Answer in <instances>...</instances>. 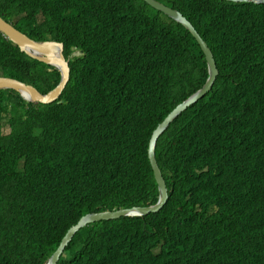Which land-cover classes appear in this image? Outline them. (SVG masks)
Wrapping results in <instances>:
<instances>
[{"label":"trees","instance_id":"1","mask_svg":"<svg viewBox=\"0 0 264 264\" xmlns=\"http://www.w3.org/2000/svg\"><path fill=\"white\" fill-rule=\"evenodd\" d=\"M159 1L192 23L219 75L157 139L161 209L88 223L57 264H264V3ZM0 15L70 58L54 102L0 89V264H43L84 214L157 202L151 135L208 67L189 30L143 0H0ZM162 37L182 52L173 62ZM121 45L136 54L128 73ZM0 76L45 93L61 74L0 31Z\"/></svg>","mask_w":264,"mask_h":264},{"label":"water","instance_id":"2","mask_svg":"<svg viewBox=\"0 0 264 264\" xmlns=\"http://www.w3.org/2000/svg\"><path fill=\"white\" fill-rule=\"evenodd\" d=\"M152 7L163 12L170 18L181 23L189 32L195 37L199 42L203 53L206 57L208 64L209 77L199 90L191 94L188 98L179 103L172 111L167 115V117L155 128L149 142L148 156L154 171L155 178L158 183L159 198L157 203L149 206H134L132 208H120L116 210H104L98 212H90L84 214L76 224L71 226L57 248L52 252V254L44 261L43 264H57L61 254L63 253L65 247L72 240L73 236L88 223L96 222L99 220H109L114 218H120L121 216H135V215H145L149 212H157L165 204L168 198V189L166 182L162 176L158 162L155 155V147L157 139L159 136L168 128L171 122H173L182 112L187 108L195 104L199 99L203 98L206 93L211 89L212 84L218 74V70L215 67V62L213 54L207 47L206 43L203 41L197 30L191 24L190 21L184 17V15L169 6L161 3L157 0H145ZM232 1H251L258 4L264 3V0H232ZM0 31L12 42L16 43L20 49L26 52L30 57L37 60L43 61L47 64L55 66L61 73L60 83L51 91L46 94L41 93L36 87L31 84L25 83L16 78L8 76H0V89H13L18 91L21 96L31 102H50L55 99L62 88L64 87L66 81L70 76L69 60L63 54L64 43L54 40H35L29 37L27 34L16 28L10 21L4 19L0 15Z\"/></svg>","mask_w":264,"mask_h":264},{"label":"clouds","instance_id":"3","mask_svg":"<svg viewBox=\"0 0 264 264\" xmlns=\"http://www.w3.org/2000/svg\"><path fill=\"white\" fill-rule=\"evenodd\" d=\"M143 1H145V0H143ZM157 1H159V0H157ZM229 1H232V0H229ZM146 2V1H145ZM161 2V1H160ZM234 2H243V1H234ZM245 2H251V1H245ZM147 3V2H146ZM161 3H163V2H161ZM255 3V2H254ZM148 4V3H147ZM164 4V3H163ZM258 4V3H257ZM148 5H150V4H148ZM151 6V5H150ZM167 6V5H166ZM152 7V6H151ZM170 7V6H169ZM154 8V7H153ZM172 8V7H171ZM154 9H156V8H154ZM173 9H175V8H173ZM157 10V9H156ZM176 10H178V9H176ZM159 11V10H158ZM179 11V10H178ZM161 12V11H160ZM181 12V11H180ZM163 13V12H162ZM182 13V12H181ZM164 14V13H163ZM166 15V14H165ZM169 17V16H168ZM184 17H186V16H184ZM170 18V17H169ZM172 19V18H171ZM187 19V18H186ZM174 20V19H173ZM188 20V19H187ZM189 21V20H188ZM177 22V21H176ZM179 23V22H178ZM13 24V23H12ZM192 24V23H191ZM195 28V27H194ZM198 32V31H197ZM200 35V34H199ZM201 36V35H200ZM194 37V36H193ZM195 38V37H194ZM201 38H202V36H201ZM203 39V38H202ZM162 40V41H161ZM158 39V46L160 47V49H161V53H162V55H163V57L167 60V61H169V62H173V61H171L170 59H177L180 55H181V51H177L176 49H174V43H172V42H169V41H167L166 40V44L163 42L164 41V38L162 37V39ZM40 41H42V40H40ZM54 41H56V40H54ZM203 41L206 43V45H207V47L210 49V51H211V53L213 54V52H212V50H211V48L209 47V45L207 44V42L203 39ZM59 42H61V41H59ZM197 43L199 44V42L197 41ZM199 46H200V44H199ZM200 48H201V46H200ZM201 50H202V48H201ZM76 52H78V53H76ZM82 50L81 49H75L74 50V52H72V56H74V55H80V54H82ZM202 52H203V50H202ZM63 54H64V51H63ZM204 54V53H203ZM65 56V55H64ZM205 56V55H204ZM213 58H214V54H213ZM205 59H206V57H205ZM181 59H179L178 61H180ZM40 61V60H39ZM114 61L116 62V69L118 70V71H120V72H122V73H128V72H130V71H133L134 69H132L133 68V66L135 65V62H136V54L132 51V47H130V46H127V45H121L117 50H116V52H115V55H114ZM178 61H176V62H178ZM43 62V61H42ZM207 62V61H206ZM214 62H215V67H216V69L218 70V74H217V76L219 75V69H218V67H217V64H216V61H215V59H214ZM45 63V62H44ZM47 64V63H46ZM50 65V64H49ZM69 67H70V65H69ZM207 67H208V64H207ZM208 71V70H207ZM61 74V73H60ZM217 76H216V78H217ZM70 77V76H69ZM208 77H209V72H208V76L206 77V79H205V81H204V83L206 82V80L208 79ZM13 78V77H12ZM216 78H215V80H214V82L216 81ZM17 79V78H16ZM60 81H61V77H60ZM60 81L58 82V84L60 83ZM69 81V79L66 81V83H65V85H64V87L66 86V84H67V82ZM214 82H213V84H214ZM26 83V82H25ZM204 83L202 84V86L204 85ZM29 84V83H28ZM58 84H56V86L58 85ZM213 84H212V87H211V89L213 88ZM32 85V84H31ZM32 86H34V85H32ZM55 86V87H56ZM202 86L200 87V88H202ZM35 87V86H34ZM54 87V88H55ZM64 87L62 88V90H61V92L59 93V95L55 98V99H53L52 101H50V102H42V103H51V102H54L55 100H57L58 98H59V96L61 95V93H62V91H63V89H64ZM37 88V87H36ZM54 88H52V89H54ZM200 88H198V89H196L194 92H196L197 90H199ZM38 89V88H37ZM52 89H50L49 91H51ZM211 89L206 93V95L211 91ZM39 90V89H38ZM40 91V90H39ZM48 91V92H49ZM18 92V91H17ZM41 92V91H40ZM48 92H45V93H43V94H46V93H48ZM193 92V93H194ZM42 93V92H41ZM193 93H191V94H193ZM190 94V95H191ZM21 95V94H20ZM189 95V96H190ZM205 95V96H206ZM189 96H187L186 98H188ZM204 96V97H205ZM203 97V98H204ZM185 98V99H186ZM185 99H183V100H185ZM202 99V98H201ZM182 100V101H183ZM200 100V99H199ZM198 100V101H199ZM182 101H180L179 103H181ZM197 101V102H198ZM31 102V101H30ZM38 102H40V101H38ZM196 102V103H197ZM34 103H36V102H34ZM178 103V104H179ZM177 104V105H178ZM176 105V106H177ZM175 106V107H176ZM174 107V108H175ZM173 108V109H174ZM172 109V110H173ZM172 110H170L169 111V113H171V111ZM168 113V114H169ZM183 113V112H182ZM181 113V114H182ZM167 114V115H168ZM180 114V115H181ZM167 115L165 116V118L167 117ZM164 118V119H165ZM163 119V120H164ZM162 120V121H163ZM177 120V118L174 120V121H176ZM161 121V122H162ZM173 121V122H174ZM161 122H159L158 123V125L161 123ZM173 122H171V123H173ZM170 123V124H171ZM9 127V126H8ZM155 130V129H154ZM154 132V131H153ZM153 134V133H152ZM152 136V135H151ZM150 142V141H149ZM156 145H157V143H156ZM155 155H156V147H155ZM149 157V156H148ZM150 160V159H149ZM156 160H157V157H156ZM158 162V161H157ZM150 164H151V162H150ZM158 166H159V164H158ZM151 167H152V165H151ZM159 168H160V166H159ZM152 170H153V168H152ZM160 171H161V173H162V170H161V168H160ZM154 172V171H153ZM162 176H163V174H162ZM154 177H155V175H154ZM164 178V177H163ZM155 180H156V178H155ZM165 180V179H164ZM156 182H157V180H156ZM166 182V181H165ZM157 185H158V183H157ZM159 190V189H158ZM158 198H159V196H158ZM158 201V200H157ZM157 203V202H156ZM155 204V203H154ZM150 205H153V204H150ZM135 206H149V205H135ZM132 207H134V206H131V207H126V208H132ZM118 209H120V208H118ZM112 210H116V209H112ZM146 215V214H145ZM126 216H128V215H126ZM135 216H143V215H135ZM121 217H123V216H121ZM133 217V216H132Z\"/></svg>","mask_w":264,"mask_h":264},{"label":"rangeland","instance_id":"4","mask_svg":"<svg viewBox=\"0 0 264 264\" xmlns=\"http://www.w3.org/2000/svg\"><path fill=\"white\" fill-rule=\"evenodd\" d=\"M76 53H78V52H76ZM2 129H3V131H4L5 133L9 132V127H8V125H6V124H2Z\"/></svg>","mask_w":264,"mask_h":264},{"label":"bare ground","instance_id":"5","mask_svg":"<svg viewBox=\"0 0 264 264\" xmlns=\"http://www.w3.org/2000/svg\"><path fill=\"white\" fill-rule=\"evenodd\" d=\"M44 42H46V40Z\"/></svg>","mask_w":264,"mask_h":264}]
</instances>
